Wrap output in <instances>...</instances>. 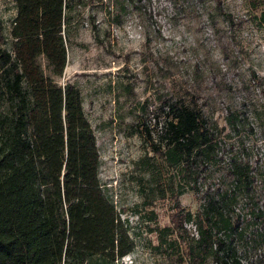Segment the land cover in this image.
I'll return each instance as SVG.
<instances>
[{"label": "rangeland", "instance_id": "rangeland-1", "mask_svg": "<svg viewBox=\"0 0 264 264\" xmlns=\"http://www.w3.org/2000/svg\"><path fill=\"white\" fill-rule=\"evenodd\" d=\"M263 9L264 0L72 4L64 24L67 61L55 78L81 90L99 149L100 183L133 241L131 251L108 264H192L188 242L196 227L185 221L186 230L178 233L172 221L175 198L183 211L195 214L207 191L235 188L243 195L228 170L234 161L248 163L253 201L264 208ZM15 14L14 0H0V48H13ZM39 60L49 74L46 58ZM166 99L199 107L217 142L197 188L191 174L150 145L163 134ZM7 110L1 70V118ZM243 205L239 198L236 206ZM85 264L103 261L95 256Z\"/></svg>", "mask_w": 264, "mask_h": 264}, {"label": "trees", "instance_id": "trees-1", "mask_svg": "<svg viewBox=\"0 0 264 264\" xmlns=\"http://www.w3.org/2000/svg\"><path fill=\"white\" fill-rule=\"evenodd\" d=\"M14 1L13 48H0L8 104L0 117V264H85L95 256L108 264L131 251L133 241L100 183L99 149L81 90L55 78L66 65L64 24L75 0ZM219 11L232 19L221 4ZM261 14L264 20V9ZM163 105V134L150 145L191 174L197 188L217 142L195 104L166 99ZM228 170L243 195L235 188L207 191L195 214L175 198L178 233L185 221L196 227L188 242L192 264H264V208L253 201L254 173L247 162L234 161Z\"/></svg>", "mask_w": 264, "mask_h": 264}]
</instances>
